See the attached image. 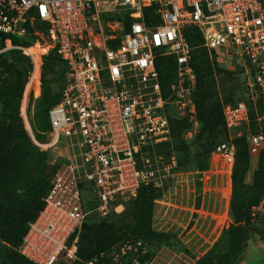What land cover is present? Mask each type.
Wrapping results in <instances>:
<instances>
[{
	"label": "built area",
	"instance_id": "obj_1",
	"mask_svg": "<svg viewBox=\"0 0 264 264\" xmlns=\"http://www.w3.org/2000/svg\"><path fill=\"white\" fill-rule=\"evenodd\" d=\"M31 29L48 39L66 73L61 100L49 111L46 141H38L26 108L33 81L40 84L46 54L38 64L32 50L42 46L40 41L23 48L34 71L21 117L41 151L62 148L63 141L68 153L79 150L80 162L75 156L57 158L63 160L44 208L19 248L25 258L33 264H73L78 238H71L92 213L101 218L120 214L142 186L159 188L166 176L145 156L171 141L172 120L196 113L197 76L188 30L201 36V47L219 67L242 65L246 101L223 103L227 139L214 148L204 171L215 190L225 186L231 201L240 165L236 140L245 137L251 157L264 151L263 128L250 129L253 122L264 123V0H0L1 34L22 40ZM6 42L12 47L10 37ZM160 59L175 64L165 90ZM195 125L184 140L199 133ZM87 203L95 208L87 209ZM251 218H264V197L252 207ZM141 246L123 245L114 264H124L122 257L138 253Z\"/></svg>",
	"mask_w": 264,
	"mask_h": 264
},
{
	"label": "rangeland",
	"instance_id": "obj_2",
	"mask_svg": "<svg viewBox=\"0 0 264 264\" xmlns=\"http://www.w3.org/2000/svg\"><path fill=\"white\" fill-rule=\"evenodd\" d=\"M33 31L26 39L13 40L12 47L9 43L0 40V125L10 123L9 115L15 113L19 103H22L23 94L33 75V62L23 53V48L40 41L42 46L34 47L32 51L38 60L42 54H46L42 57L41 80L40 84H37L36 79L33 81L26 108L30 128L40 136V132L44 131L42 130L44 110L58 98L63 68L51 49L48 39L37 36L35 29ZM34 36L37 38L35 42ZM204 58L212 63L211 79L213 78L214 83L210 82V87L217 91L218 96L224 101H245L243 74L239 69L242 66L241 63L236 66L223 65L221 68L216 59L210 55L206 54ZM251 111L254 113V107ZM185 121L187 123L183 125L184 132L195 124L199 128V133L194 139L197 141L192 142L189 155H178L166 148L164 153H159V150L163 149L154 147L151 153L145 156L160 169V174L166 176L157 188L155 193L157 198L152 203L153 208L152 210L142 209V216L138 217L137 210L140 209L131 203L122 213L106 219L107 224L117 228L109 235L110 241L105 246V253H102L100 257L96 256L93 260L95 264L100 258L108 256L111 250L125 244L137 243H141L142 248L135 258H131L130 264H195L214 247L233 224L230 206L229 209L226 208L224 199V196L228 197V191L223 192L221 187L215 190L211 185L210 176H203L204 172L197 169L199 165L207 161L206 151L212 150L225 141L226 137L223 132L215 136L202 130L197 113L189 114ZM34 127L39 132L38 130L36 132ZM261 127L264 130V123L250 124L253 133L260 131ZM245 129L247 131L248 126H245ZM24 130L30 136L29 125H24ZM178 130H181V126H178ZM42 140L46 141V136ZM236 143L240 149L243 147V139H237ZM60 146L62 148L51 149V152H48L47 165L56 167L58 171L63 160L57 159L60 156L66 158L75 156L80 162L78 149L68 153L67 150H63L65 147L63 141ZM40 153H42L41 150L30 147V155L23 160L19 173L11 174L5 179L6 187L0 193V203L11 201L17 207H22V202L29 196L28 190L36 183L35 178H40L36 172L38 168L36 161L40 160ZM258 161L259 157L250 156L247 172L245 169L240 170L245 179H241V182L239 179L237 190L239 194L245 191L240 186L252 187L255 184L259 169ZM179 162L183 163V168L179 167ZM174 163L176 167L170 171L167 167L174 166ZM165 169L166 171L163 172ZM51 173L53 171L51 172L50 169L44 171L47 176ZM254 195L256 194L250 193L247 199L254 200ZM263 197L264 195L258 201ZM258 201L255 200L253 203ZM94 214L92 213L89 217ZM250 226H258L260 231H264V218L256 224L250 223ZM252 238L254 239V231L250 234L245 254L248 245L252 243Z\"/></svg>",
	"mask_w": 264,
	"mask_h": 264
},
{
	"label": "trees",
	"instance_id": "obj_3",
	"mask_svg": "<svg viewBox=\"0 0 264 264\" xmlns=\"http://www.w3.org/2000/svg\"><path fill=\"white\" fill-rule=\"evenodd\" d=\"M32 31L33 29L30 30V35ZM186 36L189 43L193 47L192 66L195 69L197 76V85L196 90L193 93V100L196 105L195 107L198 121L202 126V130L204 129L215 136L220 132H223L227 139L223 103L232 101H224V99L218 96L217 91L210 87V82L214 83L213 78L211 79L213 67L212 63H209V61L204 58L205 55H209V53L201 47V36L194 30H188ZM9 37L12 41L18 39L16 37L0 33L1 41L6 42ZM33 39L35 42L37 38L34 36ZM202 50L206 53L204 54ZM54 53L57 56L55 51ZM58 60L63 68L58 98L44 110V124L43 126L40 125L44 131L40 132L41 135H37L32 130L35 138L41 142H43V133L48 132L50 129L49 111L61 100L60 90L66 73V67L59 57ZM38 61H40V57ZM174 70L175 64L172 61H166L163 59L158 60V71L160 73L164 90L168 87L169 78ZM37 84L39 83L37 82ZM20 108L21 103H19V107L15 113H10V123L0 125V193L4 191V188L6 187L5 179L11 174L19 173L21 170L23 160L30 155V147L39 149L35 146L28 133L24 130L25 124L20 114ZM252 118H254L253 115ZM185 120L186 119H174L171 121V141L157 145L156 148L163 149L162 151L159 150V153H164V148H166L178 155H189L191 144L192 142H196L197 139L194 140L196 138L195 137L191 141L184 140L183 135L186 131H183V125H186L187 123ZM178 126H181L180 131L178 130ZM34 129L37 132L38 129L35 127ZM214 148L206 151L208 156L207 161L199 165L197 168L198 170L203 172L208 169V160ZM47 154L48 152L45 151H42V153L39 154L40 160L36 161L38 167L36 172L38 176L40 175V178H35L36 183L28 190L29 192L27 194L29 196L22 202V207H17L15 204H12L11 201H5L4 204L0 203V264H33L19 252V248L28 231L29 225L36 220L44 208L45 203L43 199L49 192L51 188V180L57 171L56 167H50L47 165ZM237 156L240 160V165L235 173L234 189L232 199L230 201V210L234 222L229 229L225 231L214 247L203 257L198 259L195 264H237L245 254L251 232L255 231L257 227L250 226V223L256 224L258 222H253L251 218V209L253 206L259 204L258 202L260 201L258 200L264 195V151H262L259 155V169L256 174L255 184L252 187H246L244 185L240 186L241 189H245L242 194L237 192L239 179L240 182L241 179H245L240 170H246L248 163L250 162V155L248 153L245 140H243V147L241 149L238 147ZM179 167L183 168L182 162H179ZM46 169H50L53 173L47 176L44 174ZM48 179L49 182H47ZM156 191L157 188L153 187V185L142 186L139 190L137 199L127 205L134 203L135 207L140 209L137 210L136 216H142V209L148 208V210H152V203L157 198L155 194ZM250 193L256 194L254 195V200L252 198L247 199V196ZM255 200L258 202L253 203ZM94 208L95 203H87V209L91 210ZM116 215L118 214H112L107 218H101L97 214H94L93 216L87 218L81 231L78 234L73 235L71 238V242L75 239V237L78 238V260L73 262V264H89L96 256L100 257L102 253H105V246L110 241L109 235L117 228L116 226L111 227L107 224L106 219ZM121 247H123V245L111 250L108 256L100 258L99 261H97V264H114L113 259L115 252ZM141 248L138 253L128 252L126 256L122 257V262L124 264H130L131 258H135L136 255L140 253Z\"/></svg>",
	"mask_w": 264,
	"mask_h": 264
},
{
	"label": "crops",
	"instance_id": "obj_4",
	"mask_svg": "<svg viewBox=\"0 0 264 264\" xmlns=\"http://www.w3.org/2000/svg\"><path fill=\"white\" fill-rule=\"evenodd\" d=\"M241 139L245 140V137H242ZM245 142H246V140H245ZM246 144H247V142H246ZM237 148H238V146H237ZM150 153H151V151H150ZM202 175L205 176L204 174H202ZM223 188H225V186L222 187V189ZM228 193H229V191H228ZM224 199L226 202V208L229 209V206H230L229 196L227 198L224 196ZM248 246H249L248 250H247L246 254L243 255L242 261H239L237 264H264V231H260L258 229V226L256 227V229L254 231V239L252 238V243Z\"/></svg>",
	"mask_w": 264,
	"mask_h": 264
},
{
	"label": "bare ground",
	"instance_id": "obj_5",
	"mask_svg": "<svg viewBox=\"0 0 264 264\" xmlns=\"http://www.w3.org/2000/svg\"><path fill=\"white\" fill-rule=\"evenodd\" d=\"M37 48H39V47H37ZM37 58V57H36ZM38 60V59H37ZM39 62V61H38Z\"/></svg>",
	"mask_w": 264,
	"mask_h": 264
}]
</instances>
